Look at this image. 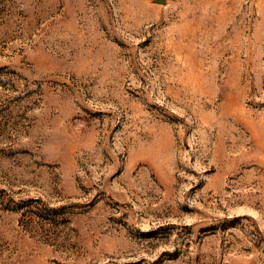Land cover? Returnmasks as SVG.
<instances>
[{
  "label": "rangeland",
  "instance_id": "374dc122",
  "mask_svg": "<svg viewBox=\"0 0 264 264\" xmlns=\"http://www.w3.org/2000/svg\"><path fill=\"white\" fill-rule=\"evenodd\" d=\"M0 264H264V0H0Z\"/></svg>",
  "mask_w": 264,
  "mask_h": 264
}]
</instances>
